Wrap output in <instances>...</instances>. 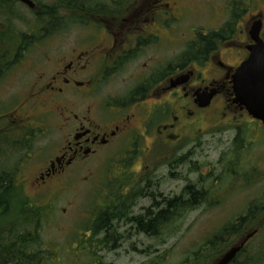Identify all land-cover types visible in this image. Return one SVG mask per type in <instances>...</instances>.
I'll list each match as a JSON object with an SVG mask.
<instances>
[{
  "label": "flooded vegetation",
  "instance_id": "obj_1",
  "mask_svg": "<svg viewBox=\"0 0 264 264\" xmlns=\"http://www.w3.org/2000/svg\"><path fill=\"white\" fill-rule=\"evenodd\" d=\"M139 2L109 0L104 8H79L80 12H86L88 22L94 27L92 39L88 36L81 48L71 44L67 51L55 49L49 61L41 66L42 71L47 70L33 86L37 91L33 95L34 111L17 116L15 123L21 130L39 128L43 134L53 129L59 137L57 149L28 182L35 194L45 198L49 195L48 206L52 210L56 208V195L65 191L72 181L81 183V177H77L83 172H94L104 150L124 139L126 147L132 146V150L127 152L128 160L117 158V165L122 167L124 177L132 180H119L114 189H109H113L112 195L116 196L113 202L129 199L137 205L140 199L150 204L142 206L141 212L132 216L136 219L137 231L141 232L140 221L146 216L148 220H157L167 209L169 212L161 219L171 218L176 199H181L182 204L198 200L197 204L201 205L206 197L205 188L199 186L201 179L196 182L198 189L188 184L176 196L174 191L164 193L162 182L154 178L157 172L152 171L153 166L143 161V156L139 158L141 148L136 147L137 139L148 143L144 152H150L151 159L158 161L160 154L165 156L169 177L174 180L172 169L190 167L191 157L197 154L192 148L182 150L178 157L186 165L175 166L179 159L176 151L158 145L159 139L174 145L189 134L193 136V145L200 147L205 145L206 124L214 126L216 136L230 130L233 133L231 149L220 158L222 169L229 167V184L243 188L264 182L262 165L254 161V152H260L264 138V122L250 114L247 102L238 97L237 92L242 83V66L253 53L264 54V0H225V3L221 0H144L140 6ZM54 4L58 6L55 20L47 22L51 36L45 41L38 39L41 44L56 42L63 33L62 3L55 0ZM12 6L28 10L21 0H0V19L6 13L5 8ZM39 6L36 2L33 10ZM187 9L199 10L204 17L212 13L217 21L227 18L228 22L224 30H213L215 34L221 32L220 37H208L211 32L200 30V36L193 41L200 42L199 50L194 51L202 53L184 52L181 63L169 62L162 45L173 44V27L187 14ZM2 21L0 25L8 28L6 21ZM152 49L161 55L153 56L162 60L148 71V64L142 67L139 60ZM120 75L125 77L120 86L123 90L119 91L124 94L109 97L105 103L99 98L100 85L107 83L110 87L112 80ZM44 117L54 122L48 127L39 124ZM247 154L252 163L245 160ZM238 169H243L244 173L240 175ZM190 171L196 172V167ZM196 192L198 198L194 196ZM257 197H251L245 211L234 218V230H243V234H237L236 244L254 229L256 210L264 211V192ZM148 210L152 211L151 216ZM249 242L239 258L247 252Z\"/></svg>",
  "mask_w": 264,
  "mask_h": 264
},
{
  "label": "rangeland",
  "instance_id": "obj_2",
  "mask_svg": "<svg viewBox=\"0 0 264 264\" xmlns=\"http://www.w3.org/2000/svg\"><path fill=\"white\" fill-rule=\"evenodd\" d=\"M34 1L41 5L35 12L40 10V14L44 20H47V18L49 21L55 20V12H53L52 16L46 13V7L53 5L55 0ZM60 1L64 4L63 0ZM96 1L98 2L95 7L104 8L109 4V0H93V3ZM140 1L141 2L138 3L139 6L144 0ZM221 3H225V0H221ZM17 10L20 12L18 16L19 21H17V25L13 22V27L16 26L19 30L28 33L30 36L36 34L34 32H36L37 29L33 28L35 23H37L36 18L32 16L31 12L21 7L17 8ZM130 10L132 11L133 8ZM71 11H77V9L65 8L62 6L61 13L63 18H74L76 20V25L78 24L77 21L81 22L79 27H75V25L69 27V24H67V28H69L59 35V40L56 42L52 41L48 44H43L42 47L38 44L34 45V47L30 46L29 48L31 49L22 58V63H19L16 68L5 77L0 85V138L8 134L19 137H15L13 141L15 149L12 156L5 155L3 158L5 162H0V169L11 166L21 157L23 147L19 142L22 137L20 133L16 131L18 129L15 119H17V116H21L29 110L30 112L34 111L36 103L33 95L36 94L37 91L33 89V86L37 80H39L41 74L47 70L46 68L42 71L41 66L49 61V57L54 54L55 49L67 51L71 48V44L81 48L86 44L88 36L89 39H92L91 36L94 27L87 19H83V15L86 17L89 16L84 14L86 12H80L81 10L77 12ZM22 16L25 20L21 19ZM2 20H5V18ZM212 22L216 23L212 24ZM227 22V18L217 21L212 16V13L204 17L199 14V10L191 11L187 9V14L175 25V27H173V32L175 31L172 37L173 44L168 46L162 45V48L167 53V59L169 62L174 60V62L181 63L183 61H181V59L184 52L188 53L193 50H199L198 47L200 46V42L193 40H196V36L201 29L206 32H214V29H219L218 31H220ZM63 27L64 25L62 28ZM0 30H4L5 33L8 32V29L3 25H0ZM81 38L85 40L82 41L80 40ZM40 40L42 41L41 38ZM60 43L61 45L58 47ZM68 43L69 46H67ZM190 45L192 46L188 48ZM153 55L161 56L152 49L143 53L139 60L142 67L143 64H148V71L156 68V63L162 60L158 56ZM53 59L55 60L56 57ZM52 62L51 60V63ZM124 78L125 77L121 75L116 77L112 80L110 87H108L109 85L107 83L101 84L99 88V98L105 100V103H107L109 97L118 98L122 96L124 93L122 92L120 94L119 91L123 90L120 86H122V79ZM53 122L51 118L44 117L39 121V124H46V127H48L49 123ZM29 131L32 134L34 133V136L28 137V139L30 138V142L28 143L30 151L24 149L23 153L32 156V160L31 162L22 163V165H20L21 174L23 176L21 180L26 179L27 181L23 188L24 194L31 200L33 199L35 204H39L41 200L36 199L37 196L28 182L36 176L43 162H45L48 157L52 156V153L57 149V146H59V137L53 129L45 131V134H43L39 128H32ZM214 132L216 133L214 126L212 124H206V136L203 138V140L205 139V141H203L205 145L202 144L200 147L195 144L193 145V136L189 134H186L183 141L176 142L174 145H168L161 139L158 140V145L164 149L176 151V156L181 153L182 150L185 151L191 148L197 154L196 157H191L190 167L186 166L180 170L172 169L175 171L174 180L169 177L170 171L167 168L165 156L160 154L158 161L157 158L151 159L150 152H144L148 143L142 141V139H137L136 147L140 146L141 148L139 158L143 156V161H149V164L153 166L152 171L154 173L157 172L154 178L156 181L159 179L162 182V191L164 193L174 191L176 196V193H180L185 185H196V182L201 179V184L199 186L204 187L208 191L210 199L196 211L186 209L183 211L184 215L182 216L173 215L169 220L163 223L160 230L157 227V232L155 234H140L136 227L133 226L132 222L126 223L124 219H113V225L116 226L115 229L117 230V238L120 239L118 242H115L114 237L110 236L111 241L109 248L100 246L97 242L104 237V234L102 235L99 233L100 235L96 236L94 232L95 225L100 217L107 211H109L108 216L115 218L135 216L141 212L142 206L149 207L150 204H145L140 199H138L137 205L131 203L129 199L112 203L116 198L115 195H112L115 182L120 180V176L123 177L122 180H128V177H124L121 168L117 166V158L118 160H128L130 156L127 152L132 150V146L131 148L126 147L125 140L123 139L118 141L115 146L104 150L103 158L97 161L98 165L96 170L92 173H81L77 177H81V183L75 184L72 181V183L67 186V189L58 196L56 209L53 212L49 210L44 211L45 214L41 227L42 243L39 247L45 250L46 263L97 264L94 257L95 253H98L104 264L215 263L222 257V255H216L215 250L218 249L220 253L223 251V253H225L233 247L237 241L236 236H233L224 243L227 245L226 248L218 245L220 242L219 239L222 240L219 236L223 234L222 230H224V226L234 223V218L237 214L245 210L251 197H257L255 196L257 194L261 196L264 192V182L254 185L253 187L237 188L235 185L231 186L229 184L231 180L230 174L222 169L223 166L220 163V158L231 149L233 133L229 130L224 134H218L216 136ZM194 136L197 135L194 134ZM196 142L199 141L197 140ZM151 147H153V145H151ZM259 148L260 152H254V161H259V164L262 165V169L264 170V152H262V150H264V138ZM14 152L16 153L14 154ZM135 158L137 159V156H135ZM246 159H248V163L253 162L250 160L249 154L245 156V160ZM142 165L146 166L147 163H142ZM193 166L198 168V171L191 172L190 168ZM242 170L243 169H238L240 175L244 173ZM129 175L134 176L132 173ZM86 177H88L87 180H85ZM196 186L199 187L198 185ZM109 188L113 189L110 190ZM212 197H216V199L212 200ZM217 198H219V200ZM260 202L258 203L260 204ZM63 209L67 211L64 212ZM255 219V225L261 224L264 226V213L255 214ZM104 226L108 227L109 224H105ZM102 230L104 229H99L100 232H102ZM111 230L112 229H110V232ZM206 243L210 245L205 246ZM214 244H216L217 247H215ZM115 246L116 248L113 249ZM247 249L250 250L247 256L250 255L251 258L255 260L264 256V228L261 233L250 242ZM245 258L246 256L241 257L239 263L245 264Z\"/></svg>",
  "mask_w": 264,
  "mask_h": 264
},
{
  "label": "trees",
  "instance_id": "obj_3",
  "mask_svg": "<svg viewBox=\"0 0 264 264\" xmlns=\"http://www.w3.org/2000/svg\"><path fill=\"white\" fill-rule=\"evenodd\" d=\"M63 2V7L74 8L77 9V11L81 7H86L88 10H92L96 5V2L93 3V0H63ZM12 7L5 8V11L7 13L4 17L6 18L5 21L8 25V32L5 33L4 30H0V85L5 77L14 68H16L19 63H21L22 58L26 53L30 51L31 48L29 47H34V45L40 43L37 41L38 37H42V39L45 38L46 40L49 36H51V33H49L50 27L47 24L49 20L47 18V20L42 21V16L36 18L37 22H39V25L36 28L38 34L36 33L34 35L28 36L25 32L19 30L16 26L13 27V22L16 23L15 25H17V21H19L18 16L20 15V12L18 10H12ZM57 7L58 6L56 4L46 7V11H48L46 13H48V15L51 14L52 16L53 12H56ZM21 19L25 20L23 16ZM70 19L73 20L74 18ZM73 21H75V19ZM64 28H66V26H64L63 29ZM220 35L221 32H219V34H214L213 37H220ZM191 53L199 54L202 53V51L193 50ZM24 131L25 130L18 129V132L20 134L24 133ZM32 135L34 136V133L32 134L30 131H27L23 135H21L22 139L19 142V144L23 147L21 157L16 163L12 164L11 166L0 169V264H47L45 260V250L39 246L42 243L41 227L45 214L44 211H52L48 206L49 200L48 198H40L41 196H37L36 199L41 200V203L35 204L33 199L31 200L24 194L23 188L27 183L26 179L21 180L23 176L21 174L20 165H22V163H24L25 161H28V159L31 160L32 158L28 154L23 153L24 149L30 151V148L28 146L30 138L28 139V137ZM15 137L16 136H11L8 134L3 138H0V162H5V159H3L5 155L12 156L15 149V145L13 143ZM15 153L16 152H14V154ZM176 164H182V159H180L179 162L176 161ZM228 168H226V172ZM130 179L131 178H129L128 180ZM198 195L199 193L196 192V195L194 196L198 198ZM205 197H209L208 192L205 193ZM179 201H181V199H176L173 202V214L175 216H182L183 211H185L186 209L192 210L198 203V200L191 201L190 204H182ZM146 212H148L150 216L152 215L151 210H148ZM168 212L169 210L167 209L162 211L159 214L158 219L152 221L148 220L146 216L145 220L143 219L140 221V230H142L143 232H148V234H155L157 232V227L160 230L164 221L167 220L161 219L164 218L162 217V215L164 214L166 216V213ZM262 213L264 212L261 210H256L255 214ZM255 221L256 219L254 215V222ZM108 222L109 220L107 216H104L103 214L94 228L96 236L101 233L99 229L103 228L104 230H106L108 228L104 226L105 224H108ZM111 233L115 239V242H118L120 238H117L115 236L116 231L112 229ZM222 233L224 235L221 234L219 236L222 238V240L219 239L220 242L218 243V245L226 248L227 245L224 243H226V241L230 237H233L235 235L236 238H238V236L243 234V230L240 228L238 232L237 229L234 230V225L229 224L224 226V230H222ZM112 235H109L106 239H101L99 240V242H97L100 246L109 248V244L111 241L110 236ZM216 244H214L215 247H217ZM208 245L210 244L206 243L205 246ZM215 251V254L218 256L224 252L223 251L220 253L218 249ZM249 253L250 252L248 251L242 255V257L246 256V258L244 259L245 264H264V256L259 258L258 260H255L251 258L250 255L247 256V254ZM94 257L97 264H104V262L101 261L102 258L98 255V253H95ZM239 259L236 260L233 264H240Z\"/></svg>",
  "mask_w": 264,
  "mask_h": 264
},
{
  "label": "water",
  "instance_id": "obj_4",
  "mask_svg": "<svg viewBox=\"0 0 264 264\" xmlns=\"http://www.w3.org/2000/svg\"><path fill=\"white\" fill-rule=\"evenodd\" d=\"M27 4L33 7V3L30 0H23ZM258 58V60H256ZM241 81L239 90L242 100L247 102L249 111L256 118L264 121V54L253 53L247 63L242 66ZM254 234L248 236L244 243L232 247L224 256L218 259L213 264H230L232 263L237 254L242 250L246 241Z\"/></svg>",
  "mask_w": 264,
  "mask_h": 264
},
{
  "label": "snow or ice",
  "instance_id": "obj_5",
  "mask_svg": "<svg viewBox=\"0 0 264 264\" xmlns=\"http://www.w3.org/2000/svg\"><path fill=\"white\" fill-rule=\"evenodd\" d=\"M128 23L131 24L132 21H129ZM238 94H240L239 90H238ZM228 95L231 96V93L229 92Z\"/></svg>",
  "mask_w": 264,
  "mask_h": 264
}]
</instances>
